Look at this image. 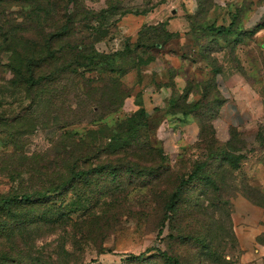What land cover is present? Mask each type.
Here are the masks:
<instances>
[{
	"label": "rangeland",
	"instance_id": "374dc122",
	"mask_svg": "<svg viewBox=\"0 0 264 264\" xmlns=\"http://www.w3.org/2000/svg\"><path fill=\"white\" fill-rule=\"evenodd\" d=\"M254 1L0 0V264H237L264 244Z\"/></svg>",
	"mask_w": 264,
	"mask_h": 264
},
{
	"label": "crops",
	"instance_id": "0c3cea01",
	"mask_svg": "<svg viewBox=\"0 0 264 264\" xmlns=\"http://www.w3.org/2000/svg\"><path fill=\"white\" fill-rule=\"evenodd\" d=\"M255 5H254V12L252 13L253 16L251 15L248 18V22H246L245 24L248 26L254 25L256 24L257 21V12H256V3L257 0L254 1ZM173 13L175 12V10L172 11ZM260 13L258 12V15ZM174 19H171L168 21V30L170 32H175L177 33V31L183 30L182 27H186V19L181 18V20H183V23H180V27L179 29H174L173 28V22ZM182 26V27H181ZM181 37L176 40L174 39L171 43H169L166 47V51L169 52L171 50H177V52L180 50L177 47H179L180 45H182V42L185 40V36L183 33H180ZM176 40V41H175ZM177 46V47H174ZM195 51V50H194ZM179 53V52H178ZM180 54V53H179ZM225 88L227 89H223L221 90V94L223 96V102H222V106L219 110L218 116L220 118V120L232 127H242L243 125L246 124L248 117H246L245 113H244V109H247L248 111V107L246 106L247 103L246 101H243L238 94H236V91L229 86H226ZM239 99V100H238ZM188 131V130H187ZM254 210L256 211L255 214V219L258 217L257 211H259V213H262L260 211H263L262 208L259 207H248L246 209H244V211H251ZM261 218V217H260ZM258 218V219H260ZM262 220V219H261ZM264 222V220H262ZM263 228V227H261ZM250 248L247 249V246H245V251L244 253H242L240 259L238 260L237 264H264V244H254V240L251 241V244L249 245ZM247 249V250H246ZM253 257V258H252Z\"/></svg>",
	"mask_w": 264,
	"mask_h": 264
},
{
	"label": "trees",
	"instance_id": "16d2710c",
	"mask_svg": "<svg viewBox=\"0 0 264 264\" xmlns=\"http://www.w3.org/2000/svg\"><path fill=\"white\" fill-rule=\"evenodd\" d=\"M226 29H224V27H219L218 28V32H223ZM204 168V165H198L196 167V169L187 177L186 181L181 182V185H184L186 183L191 182L192 180H194V178H196L198 176V174L202 171V169ZM82 172H77L75 175H77V177H81L82 176ZM178 195H179V189L172 195L171 199H170V211L174 209L175 207V202L178 199ZM29 196L30 195H22L21 198L24 200H28L29 201ZM174 264H178L177 259H172Z\"/></svg>",
	"mask_w": 264,
	"mask_h": 264
}]
</instances>
